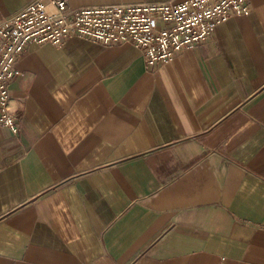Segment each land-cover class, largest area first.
I'll return each instance as SVG.
<instances>
[{
  "label": "crops",
  "instance_id": "0c3cea01",
  "mask_svg": "<svg viewBox=\"0 0 264 264\" xmlns=\"http://www.w3.org/2000/svg\"><path fill=\"white\" fill-rule=\"evenodd\" d=\"M30 1L0 0V19ZM249 4L157 67L131 44L28 45L19 133L0 126V264H264V0Z\"/></svg>",
  "mask_w": 264,
  "mask_h": 264
},
{
  "label": "built area",
  "instance_id": "2783aa9c",
  "mask_svg": "<svg viewBox=\"0 0 264 264\" xmlns=\"http://www.w3.org/2000/svg\"><path fill=\"white\" fill-rule=\"evenodd\" d=\"M250 10L249 0H158L77 8H69L68 0H32L0 19V126L19 133L9 80L20 72L16 63L32 42L59 45L77 35L104 44H131L142 51L147 67H157L211 37L228 17Z\"/></svg>",
  "mask_w": 264,
  "mask_h": 264
}]
</instances>
